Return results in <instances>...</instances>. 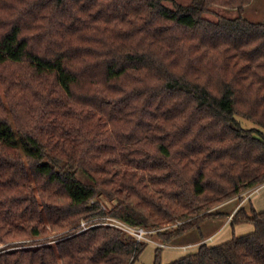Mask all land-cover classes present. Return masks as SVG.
Returning a JSON list of instances; mask_svg holds the SVG:
<instances>
[{"label":"trees","instance_id":"obj_1","mask_svg":"<svg viewBox=\"0 0 264 264\" xmlns=\"http://www.w3.org/2000/svg\"><path fill=\"white\" fill-rule=\"evenodd\" d=\"M252 1L0 0V245L65 232L0 250V264H135L149 242L81 222L112 217L170 248L232 214L253 232L203 237L169 264H264V211L240 206L264 187ZM214 6L239 17L211 21Z\"/></svg>","mask_w":264,"mask_h":264},{"label":"rangeland","instance_id":"obj_2","mask_svg":"<svg viewBox=\"0 0 264 264\" xmlns=\"http://www.w3.org/2000/svg\"><path fill=\"white\" fill-rule=\"evenodd\" d=\"M191 1L192 0H177V3L186 6L191 4ZM165 4L170 8H174V4L171 2H166ZM205 16L211 21H217L221 16L232 19L237 18L239 17V12L231 8L214 6L209 9V12H207ZM243 16L251 22L264 23V0H253L245 8ZM243 123H244L243 126L245 128L246 127L253 128L256 126L255 124L248 122L246 120H243ZM261 187L262 186H259L257 188L245 192L243 194L244 200L241 202V204L238 201V199H236L235 202H232L229 205L220 208L219 212L231 213L239 204L240 206L243 205L250 198L253 201L252 203L255 209H257L258 211H264V187L262 188ZM232 219H233V214L228 217L218 216L212 219L205 220L199 229H196L179 237L172 244L173 247L170 248L166 247L168 249L163 250L162 252L163 264L173 262L176 258L178 259V257H181L184 253L189 252L190 249L193 250L192 248L196 249V246H198V244L201 243L203 237L206 239V241L213 238V240L210 241V243L220 244L229 239H232L234 236L239 237L253 232L254 226L252 224H240V225H236L235 227H232L230 222ZM64 233L65 232H49L47 237H42L32 240L15 241L13 242L14 244L12 245H8V244L0 245V250L15 249L17 247H20V245L31 246L35 244V241L44 242V241L56 239ZM152 240H154L155 243L161 244V242L155 237ZM157 246L158 245L154 243H149L147 248L141 255V257L135 264H154ZM188 246H192V247H188ZM182 248L184 249L189 248V251H186Z\"/></svg>","mask_w":264,"mask_h":264},{"label":"built area","instance_id":"obj_3","mask_svg":"<svg viewBox=\"0 0 264 264\" xmlns=\"http://www.w3.org/2000/svg\"><path fill=\"white\" fill-rule=\"evenodd\" d=\"M102 208L105 209V206H102ZM98 221H99L98 219H94L90 221L83 220L80 224V230L77 233L84 232L88 230L89 228L94 227L95 225L105 224L113 228H118V229H121V230H124L130 233L137 239L138 242H149V243H154L162 248L167 247L166 244L155 243V241L149 237V234L153 233L152 231L145 230L144 228H141V227H132L112 217L103 218L102 222H98ZM188 247H192V246H188Z\"/></svg>","mask_w":264,"mask_h":264},{"label":"crops","instance_id":"obj_4","mask_svg":"<svg viewBox=\"0 0 264 264\" xmlns=\"http://www.w3.org/2000/svg\"><path fill=\"white\" fill-rule=\"evenodd\" d=\"M212 240H213V238H211V239L208 240V241H212ZM182 249H184V248H182ZM184 250H186V248H185ZM186 251H187V250H186ZM187 253H188V252L184 253L182 256L186 255ZM182 256H181V257H182ZM179 258H180V257H178V259H179ZM175 260H177V258H176ZM175 260H174V261H175ZM167 264H169V263H167Z\"/></svg>","mask_w":264,"mask_h":264}]
</instances>
